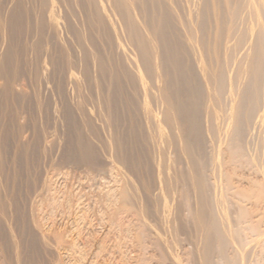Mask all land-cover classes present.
Here are the masks:
<instances>
[{
  "label": "bare ground",
  "instance_id": "1",
  "mask_svg": "<svg viewBox=\"0 0 264 264\" xmlns=\"http://www.w3.org/2000/svg\"><path fill=\"white\" fill-rule=\"evenodd\" d=\"M38 4L32 30L36 59L47 43L46 28L57 33L64 13L78 43L74 54L69 45L61 51L66 84L74 90L84 88L78 93L102 121L109 135L106 147L121 165L128 161L120 155L125 147L116 134L114 116L117 107L125 105L134 134L146 136L160 169L158 179L165 190L149 193L174 238L182 225L175 188L178 179H186L195 200L192 224L198 232V263L264 264V251H255L245 234L257 226L255 217L244 218L248 208L242 203L245 197L264 200V0H38ZM31 13L22 0H12L2 17L7 42L1 47L0 77L6 99L21 72L13 37L28 30ZM105 77L110 82L106 87L114 89L107 96L102 88ZM91 118L78 128L90 137L98 132L92 125L96 118L94 122ZM80 144L81 159L93 163L92 141ZM182 160L183 175L177 167ZM242 170L253 174L247 179V196L242 190L247 187L235 182L244 180ZM173 247L168 252L183 264Z\"/></svg>",
  "mask_w": 264,
  "mask_h": 264
},
{
  "label": "rangeland",
  "instance_id": "2",
  "mask_svg": "<svg viewBox=\"0 0 264 264\" xmlns=\"http://www.w3.org/2000/svg\"><path fill=\"white\" fill-rule=\"evenodd\" d=\"M22 1L32 13L28 30L16 34L11 44L17 51L21 72L13 82L9 100L4 97V80L0 77V264H178L171 257L172 251L168 252L170 245L176 248L181 263L200 264L198 232L192 224L195 200L190 197L191 183L186 179L177 180L174 201L180 204L178 222L182 225L175 239L161 214L155 211L156 201L150 197H154L152 192L156 188L163 194L165 186L160 187L163 184L158 179L160 169L151 158L146 136L134 134L127 108L119 105L114 125L125 147L121 148L120 155L129 165L115 161L106 147L109 135L102 129V121L92 112L91 104L81 97L84 88L74 90L66 84L61 51L69 45V51L74 54L78 43L65 24L64 13L57 33L46 28L47 43L38 51L36 59L33 53L36 37L32 30L39 4L38 0ZM11 6L12 0L0 2V53L7 42L3 37L2 17ZM105 80H102L105 85L102 86L105 95H102L107 96L114 89L111 85L107 88L110 82L106 77ZM89 85L95 93V83ZM88 118L96 120L92 125L97 126L98 130L93 127L98 131V135L94 133L98 139L78 129ZM83 141H92L96 158L93 163L81 159ZM211 151L208 143V152ZM183 162L177 166L182 175L186 172ZM242 176L243 181L235 182L247 187V190L241 188L247 196L246 191L250 192L247 179L253 174L242 170ZM245 198L242 203L248 209L244 218L255 217L257 226L245 234L254 250L261 253L264 251V200Z\"/></svg>",
  "mask_w": 264,
  "mask_h": 264
}]
</instances>
